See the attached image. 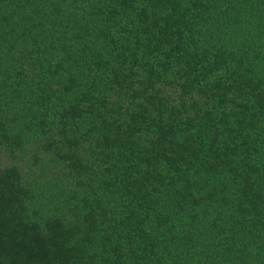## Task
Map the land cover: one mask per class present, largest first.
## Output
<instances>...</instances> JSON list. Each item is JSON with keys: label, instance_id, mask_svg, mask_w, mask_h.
<instances>
[{"label": "trees", "instance_id": "obj_1", "mask_svg": "<svg viewBox=\"0 0 264 264\" xmlns=\"http://www.w3.org/2000/svg\"><path fill=\"white\" fill-rule=\"evenodd\" d=\"M0 153V264H264V0H0Z\"/></svg>", "mask_w": 264, "mask_h": 264}, {"label": "rangeland", "instance_id": "obj_2", "mask_svg": "<svg viewBox=\"0 0 264 264\" xmlns=\"http://www.w3.org/2000/svg\"><path fill=\"white\" fill-rule=\"evenodd\" d=\"M27 159H28V157H25L24 159L18 161V165L21 166L22 169L27 170V165H30L32 168L39 166V163H36V162L33 163L34 165H31V162L27 161ZM6 160H7L6 155L4 153H0V161H6ZM33 173H34V170H33ZM38 173H39L38 170L35 172V175L31 173L30 179H32V180L35 179V177Z\"/></svg>", "mask_w": 264, "mask_h": 264}]
</instances>
